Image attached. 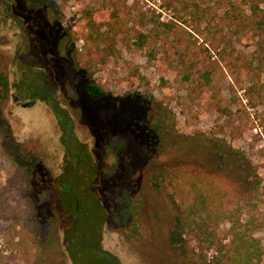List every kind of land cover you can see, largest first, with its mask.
I'll return each mask as SVG.
<instances>
[{"label":"rangeland","instance_id":"obj_1","mask_svg":"<svg viewBox=\"0 0 264 264\" xmlns=\"http://www.w3.org/2000/svg\"><path fill=\"white\" fill-rule=\"evenodd\" d=\"M259 1L0 0L2 255L21 240L10 264H71L63 234L81 208L67 213L59 191L86 156L102 208L87 236L110 264H195L177 207L195 189L219 215L217 257L231 254L226 217L253 230L264 264V58L232 25ZM88 84L106 96L90 99ZM122 190L140 202L135 237L113 221Z\"/></svg>","mask_w":264,"mask_h":264},{"label":"trees","instance_id":"obj_2","mask_svg":"<svg viewBox=\"0 0 264 264\" xmlns=\"http://www.w3.org/2000/svg\"><path fill=\"white\" fill-rule=\"evenodd\" d=\"M263 6L262 7H260ZM234 10V8L232 9ZM232 14V13H231ZM233 15V14H232ZM232 25L234 26L235 37L238 41L245 44H252L256 46L258 52L264 58V0L259 3L248 4L246 11H242L241 14L234 13ZM248 46V45H246ZM37 76L29 80L22 81V91L24 94L31 93L37 89ZM86 95L93 99L98 100L106 96V94L94 84H88L85 87ZM8 97V82L5 75L0 72V100L4 101ZM59 118V116H58ZM64 128V123H61ZM85 159V160H84ZM84 161H80L79 167L81 170L70 169L68 178L63 184H61V190L59 194L65 205V211L69 213V207L73 204V201L78 204V208H81V212H78L79 218L76 219L69 229L65 230L63 234V245L65 251L69 257L71 264H110V258L105 253L94 250L90 246V240L88 239V229L86 226L87 220L95 221L99 223L101 220V210L95 197L89 191V187L95 177V168L88 162L87 156L84 157ZM251 184L255 190H259L261 183L257 180L255 174H251ZM79 186L87 188L85 193L80 194L75 200V193L78 191ZM156 188L157 185H155ZM72 189V190H71ZM264 195V187L262 188ZM72 191V195H69ZM71 194V193H70ZM193 199H183L180 204L177 205L179 213V228L182 235H189L192 237V241L195 244L197 251V260L195 264H259L262 255V246L259 241L252 237L253 230L249 229L247 225H242L239 221H232L231 218L222 217V221L230 224L226 238L230 236L229 246L227 249L231 250V254L225 257H217L223 253L224 247L222 241L218 236V225L220 222H216L219 219L218 213H213L207 209V199L199 194L198 190L193 191ZM92 202L94 208H96V214L91 213L87 207V204ZM117 206L121 207V210L114 214V224L124 228L129 232L130 237H135L139 234L137 222L140 213V202L138 199H133L126 190H122L114 201ZM5 211L10 209L2 208ZM0 209V213L1 210ZM14 213H17V218L23 220V216L20 215L18 209H12ZM77 212V211H76ZM37 218V219H36ZM35 220L38 221V217ZM2 217H0V221ZM221 221V222H222ZM35 223V222H34ZM17 223L15 227L19 226ZM2 229L0 228V233ZM21 240L18 239V243L13 257L3 256L0 252V264H10L11 261H15L16 252H19ZM194 252V251H193ZM211 253L209 258L208 254ZM226 251L224 252V254ZM181 264V263H180Z\"/></svg>","mask_w":264,"mask_h":264},{"label":"flooded vegetation","instance_id":"obj_3","mask_svg":"<svg viewBox=\"0 0 264 264\" xmlns=\"http://www.w3.org/2000/svg\"><path fill=\"white\" fill-rule=\"evenodd\" d=\"M11 19H13L12 17H11ZM16 55V57H17V59H18V61L20 60L19 58H18V55L17 54H15ZM29 69V68H28ZM40 71H42V72H40L38 75H37V80H39V78L41 79L42 77V75H43V73H44V70L43 69H40ZM38 85V84H37ZM39 86V85H38ZM38 88V87H37ZM41 92H42V90H40ZM7 99H8V97H7ZM91 99V98H90ZM15 100V99H14ZM93 100V99H92ZM17 101V99L15 100V102ZM29 106H31V105H29ZM28 107V106H27ZM57 114V118H58V116H60V114H58V113H56ZM63 122V121H62ZM64 123V122H63ZM64 126H65V123H64ZM69 195H71L70 193H69ZM75 207H77V203H75Z\"/></svg>","mask_w":264,"mask_h":264},{"label":"water","instance_id":"obj_4","mask_svg":"<svg viewBox=\"0 0 264 264\" xmlns=\"http://www.w3.org/2000/svg\"><path fill=\"white\" fill-rule=\"evenodd\" d=\"M27 106H28L27 104L24 105V107H27Z\"/></svg>","mask_w":264,"mask_h":264}]
</instances>
